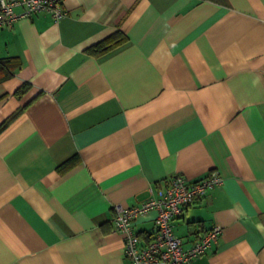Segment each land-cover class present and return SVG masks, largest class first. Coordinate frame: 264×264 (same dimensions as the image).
Instances as JSON below:
<instances>
[{
	"label": "crops",
	"instance_id": "obj_1",
	"mask_svg": "<svg viewBox=\"0 0 264 264\" xmlns=\"http://www.w3.org/2000/svg\"><path fill=\"white\" fill-rule=\"evenodd\" d=\"M61 6L0 29V264H131L113 204L211 171L171 221L184 248L220 227L186 264H264V0Z\"/></svg>",
	"mask_w": 264,
	"mask_h": 264
},
{
	"label": "built area",
	"instance_id": "obj_2",
	"mask_svg": "<svg viewBox=\"0 0 264 264\" xmlns=\"http://www.w3.org/2000/svg\"><path fill=\"white\" fill-rule=\"evenodd\" d=\"M62 1L0 0V29L40 11H48L53 18H60L64 14ZM17 6L20 7L19 11L14 10ZM222 181V176L216 171L194 180L177 173L157 189L156 196L138 205L113 204L114 228L123 236V253L131 264H186L209 249L220 233L219 226L214 225L205 233H198L192 244L184 248L173 231L171 221L208 189L220 185ZM150 209L156 210L154 231L151 238L140 245L132 223L138 215Z\"/></svg>",
	"mask_w": 264,
	"mask_h": 264
},
{
	"label": "trees",
	"instance_id": "obj_3",
	"mask_svg": "<svg viewBox=\"0 0 264 264\" xmlns=\"http://www.w3.org/2000/svg\"><path fill=\"white\" fill-rule=\"evenodd\" d=\"M24 88V87H23ZM22 89H19V92L21 91Z\"/></svg>",
	"mask_w": 264,
	"mask_h": 264
}]
</instances>
